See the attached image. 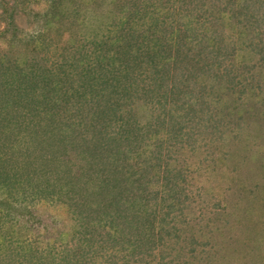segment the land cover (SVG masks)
I'll return each mask as SVG.
<instances>
[{
    "label": "rangeland",
    "instance_id": "374dc122",
    "mask_svg": "<svg viewBox=\"0 0 264 264\" xmlns=\"http://www.w3.org/2000/svg\"><path fill=\"white\" fill-rule=\"evenodd\" d=\"M0 264H264V0H0Z\"/></svg>",
    "mask_w": 264,
    "mask_h": 264
},
{
    "label": "trees",
    "instance_id": "16d2710c",
    "mask_svg": "<svg viewBox=\"0 0 264 264\" xmlns=\"http://www.w3.org/2000/svg\"><path fill=\"white\" fill-rule=\"evenodd\" d=\"M103 183H105V182H103ZM104 185V184H103ZM105 186V185H104ZM100 190H102L103 191V189H100ZM106 192V191H105ZM100 193V192H99ZM111 196V200H110V202L109 203H107V205H105L106 207H110L111 205H112V203H114L115 202V198H114V195H110Z\"/></svg>",
    "mask_w": 264,
    "mask_h": 264
}]
</instances>
